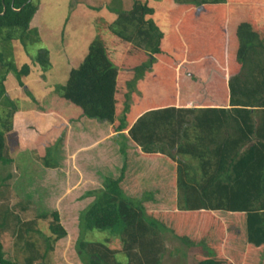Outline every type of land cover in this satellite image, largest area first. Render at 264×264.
I'll return each instance as SVG.
<instances>
[{
    "label": "trees",
    "instance_id": "trees-1",
    "mask_svg": "<svg viewBox=\"0 0 264 264\" xmlns=\"http://www.w3.org/2000/svg\"><path fill=\"white\" fill-rule=\"evenodd\" d=\"M173 1L136 0L130 11L110 8L118 17L111 23L97 17L87 56L68 71L64 83L53 73L51 78L56 84L53 90L45 85V95H38V85L54 68L48 47H39L33 63L26 62L20 68L0 54V104L4 107L0 109V162L12 161L6 156V133L12 129L15 99L37 106L38 114H25L36 118L46 117L45 103L54 106L60 99L64 106L58 108L59 117L73 123L85 119L107 121L119 139L125 159L120 175L106 176L103 189L87 194L94 201L79 217L75 249L82 264H165L158 256L156 241L150 240L156 234L172 235L186 247H201L207 255H197L198 264H250L246 250L233 245L223 247L224 240L234 238V234L226 229V219L215 216L219 212L244 218L247 250H259L262 255L258 256V264H264V80L247 92L237 86L250 54L259 52L264 56V0ZM57 2L0 0V44L15 39L24 48L28 43H40L38 26L49 19ZM76 4H70L71 11ZM36 68L45 78L28 83L37 74ZM186 73L199 83L188 79ZM9 79L15 80L10 91L6 86ZM201 82L207 87L201 89ZM137 92L142 94L140 99ZM47 96L51 97L49 103ZM243 97L245 101H241ZM131 100L135 102L132 107ZM250 102L261 109L258 121L253 120ZM161 126L170 127L171 137H165L171 141L166 146H174V155L151 148L156 137L153 130ZM33 128L37 133L47 132L35 125ZM191 131L196 134L189 135ZM180 135L194 137L176 145ZM208 137L212 138L206 140ZM61 140L48 143L43 155L36 151V158L46 168L59 167L55 154ZM130 146L139 158L144 156L155 176L147 185H135L153 188L140 193L141 197H132L134 188L129 191L124 186L129 179L140 180L128 170L132 162L126 163ZM179 190L184 194L181 206ZM156 195L167 200L177 196L174 203L169 202L176 204L175 212L160 218L149 215L147 202L170 206L162 198L161 202L155 200ZM52 216L55 223H51L50 231L55 238L46 237L47 252L53 250L52 243L67 237L58 213ZM96 232L107 237L92 241L90 237ZM117 237L124 244L137 245L138 253L134 257L127 253L123 258L108 249ZM28 245L34 256L28 257L26 264H33L40 256L33 243ZM0 264H20L5 257L1 236Z\"/></svg>",
    "mask_w": 264,
    "mask_h": 264
},
{
    "label": "rangeland",
    "instance_id": "rangeland-1",
    "mask_svg": "<svg viewBox=\"0 0 264 264\" xmlns=\"http://www.w3.org/2000/svg\"><path fill=\"white\" fill-rule=\"evenodd\" d=\"M135 1L59 0L55 10L49 15V19L44 24L40 18V21H42L38 26L40 43H37V45L28 43L24 48L23 44L15 39L5 42L4 45L0 44V54L4 56L6 62L14 65L16 68H20L26 62L28 64L33 63V57L36 56L39 47H48L52 51L51 61L54 68L52 72L49 71L47 73L48 78L46 81L44 79L38 85V95H45V93L47 94L46 89L48 87L52 90L54 89L53 85L56 84V81H52L51 77L55 73H57L55 77L63 78L62 83H64L68 71L72 67L79 66L85 59L88 54L90 41L92 40V34L96 30L95 23L98 20L97 17L101 16L104 22H109L111 19L114 22L118 17L109 9L121 7L125 11H130ZM41 2L42 0H40ZM69 2L73 5L77 3L76 7H72V11L70 10ZM173 2H176V0ZM89 6L102 8V10L99 12L100 10H93ZM103 11H107L108 13H103ZM111 13L112 15H110ZM38 23L39 20L37 21ZM141 45L143 48L146 47V43L144 42ZM262 62H264L262 54L259 52L255 53V55L250 54L245 68L238 79L237 86L239 89L247 92L258 85L260 81L264 80V66ZM213 64H215L214 61ZM256 64L259 66L255 67ZM254 68L258 69L254 72ZM262 68L263 73L260 74L259 71ZM36 69L38 70L37 74L32 75L28 83L32 79L33 81H40L38 79L42 80L41 77L45 78L40 69ZM9 74L12 77L15 76L13 72ZM184 75L188 79L190 78L198 82L194 76L187 73ZM13 80L9 79L6 84L9 91L13 85ZM45 85L48 87L46 88ZM200 86L203 89L206 87V84L201 82ZM135 95L138 99L142 96L139 92ZM49 98L51 99V97L47 96V103L50 101ZM240 99L241 101H245L244 97ZM22 100H14L17 107L13 111V118L11 119L12 129L6 133V142L8 144L6 156L10 157L12 161L8 164L0 162V236L4 244L5 257L15 259L20 264H26L27 258L34 256L33 250L28 245L31 242L34 244V251H37L40 256L33 264H82L75 249L79 238V217L81 212L94 201V198H90L87 194L103 189L106 176L111 174L117 178L120 175V169H122L125 159L120 153V146L117 143L119 139L107 121L96 122L85 119L73 123V121L69 122L59 117L58 114L60 112L58 108L64 106V102L60 99L56 101L57 104L53 103L54 106H48L45 103L46 110H43V114L46 117L43 118H36L35 115L25 117L26 113L32 111L38 114L39 109L28 100ZM129 104L132 107L135 102L131 100ZM249 106L253 107L254 110L255 117L253 120L258 121L261 109L254 107L252 102H250ZM3 108V105L0 104V109L2 110ZM228 108L231 107L229 106ZM41 112L42 110H40ZM51 113L58 117L47 115ZM189 119L187 117V120ZM51 123L53 125L48 130L47 128ZM34 125L38 126L41 132H47L37 133L38 131L36 132V129L34 130L33 128ZM169 128L168 126H161L158 130H153L156 137L154 138V146L151 148L174 155L176 154V150L173 149L174 146L171 143V147L166 146L171 141L170 138L165 137H171L168 133V131L170 132ZM71 130L73 133L69 139ZM189 133V135L196 134L195 131ZM180 136L182 137V135ZM181 137L180 139L175 137L178 138L176 145L186 144V142L192 141L194 136L191 139ZM58 138L62 139L55 154L59 167L46 168L42 163L43 161L41 162L36 158L39 155L36 151L38 150L42 155L45 154L46 145L48 143H55ZM172 138L175 139L174 137ZM211 138L208 137L206 140H210ZM217 138L218 142H220L219 137ZM130 150V154L126 158V163L132 161L129 164L128 170H132L130 175H137L140 180L129 179L124 186L129 191H133L134 188V192H131L133 194L132 197H141L140 193L153 188L140 189L135 187V185L138 186L141 182L147 185V182L154 181L152 179L155 176L147 168L148 161L143 160L144 156H141V159L139 158L140 155L134 151V148L131 147ZM183 195V192L179 190L178 200L180 206ZM161 198L163 202H167L170 206H164L163 208L158 206L156 201L147 202L145 207L149 215L160 218L166 213L170 215L175 212L176 204L172 205L171 203H174V199L177 196L168 197L171 200H167V197L155 196V200L159 199L160 202ZM55 211L59 215L60 225L67 232V237L56 243H52L54 246L53 250L47 252L46 237L55 238L50 231L51 223H55L52 216ZM219 213L214 214L219 219H222V217L224 220L226 219L224 223L226 229H229L234 234V238L224 240L223 247L227 248L228 246L231 247V245L234 247L239 246L242 250H246L249 257L247 260L251 259L250 264H258V256L262 255L261 252L259 250L248 251L244 247L246 243L244 218L237 215L229 216L225 212ZM167 218H171V216ZM106 237L107 234L96 232L90 239L92 241H99ZM124 239L127 240V236ZM152 239L156 241L158 256L165 264H198L196 256L199 254L207 255V252L201 247H186L178 238L176 239L169 234H156L154 237L150 236V240ZM107 248L119 253V257L123 258L127 253L132 255V257L138 253L137 245H131L129 242L124 244L119 237L114 238L107 245ZM45 254H47V257L44 259L43 255Z\"/></svg>",
    "mask_w": 264,
    "mask_h": 264
},
{
    "label": "crops",
    "instance_id": "crops-1",
    "mask_svg": "<svg viewBox=\"0 0 264 264\" xmlns=\"http://www.w3.org/2000/svg\"><path fill=\"white\" fill-rule=\"evenodd\" d=\"M102 10V9H101ZM101 10L99 11V12H101ZM108 13L107 11H103V13ZM108 15V14H107ZM110 15H112V13L110 14ZM109 17H111V16H109ZM112 20V21H111ZM111 20H109V22H113V19H111ZM227 80V79H226ZM228 81V80H227ZM197 87L196 88H201V87H199L198 85H196ZM207 87V86H206ZM227 101V100H226ZM227 104H228V101H227ZM179 106V105H178ZM72 133H73V131L71 130V132H70V136H69V139L71 138V135H72ZM230 233H228V235H229ZM236 235V234H235ZM247 249L249 248V244H247V242L245 243V245H244Z\"/></svg>",
    "mask_w": 264,
    "mask_h": 264
}]
</instances>
